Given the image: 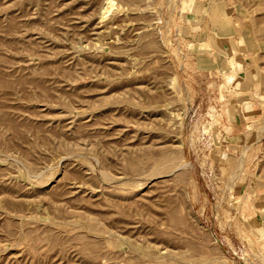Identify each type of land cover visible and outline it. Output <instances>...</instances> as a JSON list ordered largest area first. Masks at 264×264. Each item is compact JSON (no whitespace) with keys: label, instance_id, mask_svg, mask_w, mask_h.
<instances>
[{"label":"rangeland","instance_id":"rangeland-1","mask_svg":"<svg viewBox=\"0 0 264 264\" xmlns=\"http://www.w3.org/2000/svg\"><path fill=\"white\" fill-rule=\"evenodd\" d=\"M103 2L0 0V264H264V0Z\"/></svg>","mask_w":264,"mask_h":264},{"label":"bare ground","instance_id":"bare-ground-1","mask_svg":"<svg viewBox=\"0 0 264 264\" xmlns=\"http://www.w3.org/2000/svg\"><path fill=\"white\" fill-rule=\"evenodd\" d=\"M113 5H114V2H113V0H104V2H103V5H102V8H101V11H100V13H99V18H105V16L109 13V11L111 10V8L113 7ZM224 16V15H223ZM181 17H182V14H181ZM186 21V20H185ZM189 21V20H188ZM227 48V47H226ZM225 47H224V53H229V50L228 49H226ZM232 57H231V63H233V61H232ZM245 222H246V220H245ZM264 230V229H263Z\"/></svg>","mask_w":264,"mask_h":264}]
</instances>
